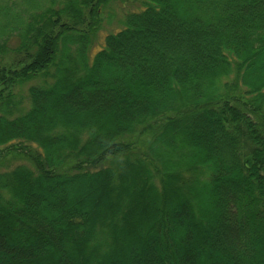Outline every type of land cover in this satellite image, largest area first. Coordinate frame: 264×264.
<instances>
[{"label": "trees", "instance_id": "1", "mask_svg": "<svg viewBox=\"0 0 264 264\" xmlns=\"http://www.w3.org/2000/svg\"><path fill=\"white\" fill-rule=\"evenodd\" d=\"M38 19L0 64V264H264V0H52ZM52 68L8 117L7 85Z\"/></svg>", "mask_w": 264, "mask_h": 264}, {"label": "rangeland", "instance_id": "2", "mask_svg": "<svg viewBox=\"0 0 264 264\" xmlns=\"http://www.w3.org/2000/svg\"><path fill=\"white\" fill-rule=\"evenodd\" d=\"M51 2L52 0H0V64L8 65L11 64L15 59H17L13 49H15L21 42L20 33L22 32L23 29L28 28L34 21L40 22L38 16L43 12L44 8H46V6H48ZM129 9L130 7L128 5H125L122 8V5L119 4V2L113 3L112 5H109V7L106 8L104 12V20L101 28L97 31L96 36L94 37L93 40L86 41L87 44H89L87 45L88 46L87 55L89 56V59L93 61L96 53L104 47V43H105L104 37L108 33L114 32V30L120 29L124 26L122 21L125 18V12L128 11ZM73 56H76V54H74ZM51 72H52L51 75L47 76L46 78H41V79L36 78L29 82H24L23 85H21L22 83H19V81L7 85L5 90L6 92H12L9 98H11V101L13 102V105L10 108H8V112H9V114L7 115L8 117H14L20 114H24L30 109L31 105L28 99L29 87L36 83L38 84L54 83L55 79L52 74L55 73V68H52ZM231 73L232 74H228L230 77H232L235 74L233 73V68ZM226 79L227 77L223 78V80ZM233 92H235L236 94L240 93L239 89L237 88H235ZM154 129H156V127H154ZM144 130L145 128L140 129L138 131L143 133ZM139 135H140L139 132L136 131V133H132L131 135L123 136L121 140L129 144H133V141H135V143L136 142L138 143L139 138L140 141L143 142H148L153 139V136L150 132L148 134H143L140 137ZM139 143L141 144V142ZM132 149L133 148H130V152L132 151ZM20 163L29 164L24 160L17 159V160H13L11 165L15 166ZM5 169L6 166L0 165V172L4 171ZM153 180L158 191L160 192L162 189L161 187H164L160 178L157 175H155ZM113 196H115V194L111 193L110 197ZM132 196L133 195L131 194L130 197ZM118 197L119 196H116V200L118 199ZM130 197L124 196L123 198H121L120 213L123 214L133 213L132 210H130L131 209L130 207L131 205L133 207V202L135 200H133V198ZM140 216L142 217V215ZM134 218H136V214L134 215ZM103 236L105 239L111 240V236H106V234H103ZM129 236H133V233L129 234ZM104 244H105V240H104ZM101 248H103L105 252L108 250L107 245H102Z\"/></svg>", "mask_w": 264, "mask_h": 264}]
</instances>
